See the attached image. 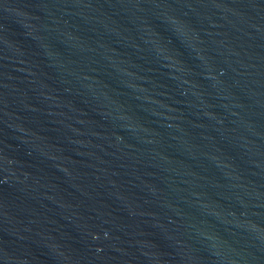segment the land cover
<instances>
[{"label": "water", "instance_id": "95a60500", "mask_svg": "<svg viewBox=\"0 0 264 264\" xmlns=\"http://www.w3.org/2000/svg\"><path fill=\"white\" fill-rule=\"evenodd\" d=\"M0 264H264V0H0Z\"/></svg>", "mask_w": 264, "mask_h": 264}]
</instances>
